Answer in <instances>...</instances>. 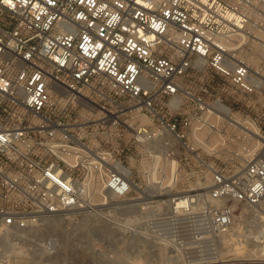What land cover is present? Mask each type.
I'll return each instance as SVG.
<instances>
[{
	"label": "built area",
	"instance_id": "1",
	"mask_svg": "<svg viewBox=\"0 0 264 264\" xmlns=\"http://www.w3.org/2000/svg\"><path fill=\"white\" fill-rule=\"evenodd\" d=\"M261 9L0 0L1 257L29 237L52 256L57 239L33 234L65 214L124 215L168 247L198 206L213 243L262 204Z\"/></svg>",
	"mask_w": 264,
	"mask_h": 264
},
{
	"label": "rangeland",
	"instance_id": "2",
	"mask_svg": "<svg viewBox=\"0 0 264 264\" xmlns=\"http://www.w3.org/2000/svg\"><path fill=\"white\" fill-rule=\"evenodd\" d=\"M261 19L264 34V0ZM208 211L209 207L198 206L191 221H185L182 231L176 233L184 244L168 247L148 245L141 234L147 233L144 227L138 234L132 232L124 215L65 214L46 221L45 230L33 234L38 238L55 237L58 245L55 254L46 258L40 247L31 243L34 238L29 237V241L21 239L19 248H9L2 258L0 236V261L4 260L5 264H261L264 240L256 237L264 230V201L254 207L238 205L231 229L225 234H213V243L204 240V213ZM118 217L123 220L117 221ZM27 253L32 260L26 258Z\"/></svg>",
	"mask_w": 264,
	"mask_h": 264
},
{
	"label": "bare ground",
	"instance_id": "3",
	"mask_svg": "<svg viewBox=\"0 0 264 264\" xmlns=\"http://www.w3.org/2000/svg\"><path fill=\"white\" fill-rule=\"evenodd\" d=\"M184 204H185V201H184V199H183V201H182ZM140 233V232H139ZM136 234H138V232L136 233ZM141 234H143V233H141ZM144 237V236H143ZM257 239H261V240H264V230H262V232H260V236H258V237H256ZM258 241V240H257ZM58 247V246H57ZM263 254H264V246H262L261 247V250H260ZM15 252V251H14ZM56 252H57V249H56ZM55 252V253H56ZM54 253V254H55ZM181 255V254H180ZM204 257H207L206 255L204 256ZM201 259V258H200ZM182 260V259H181ZM197 260V259H196ZM183 261V260H182ZM187 262V261H186ZM259 263H261V264H264V259H260V262Z\"/></svg>",
	"mask_w": 264,
	"mask_h": 264
}]
</instances>
